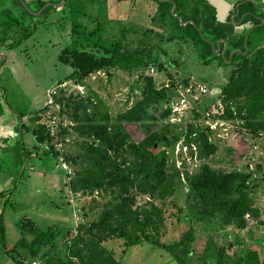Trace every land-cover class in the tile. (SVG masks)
<instances>
[{"label": "trees", "instance_id": "16d2710c", "mask_svg": "<svg viewBox=\"0 0 264 264\" xmlns=\"http://www.w3.org/2000/svg\"><path fill=\"white\" fill-rule=\"evenodd\" d=\"M21 1L30 6V0H14L11 3L14 8L1 10L4 14L0 16V47L4 50L20 45L34 29L35 23L28 24L29 20L24 18L28 11ZM104 1L64 0L60 5H44L53 0L33 1L36 9L41 7L42 18L59 9L62 14L59 19L71 22L70 42L57 57L71 70L48 90L43 105L30 111L29 116L16 115L15 131L20 138L16 145L21 148L18 162L29 157L31 172L36 159L47 157L52 161V171L59 175L60 190L89 200L79 204L80 219L75 222L41 227L24 216L16 222L18 239L9 244L3 213L9 191L1 190L0 253L13 264H121L115 252L104 244L118 238L122 240L124 253L129 247L148 244L160 257H165L164 264H264V239L253 238L254 246L243 237H234L233 242L226 238L229 230L233 236L238 235L251 220L263 224L264 221L258 220L260 206L256 203V192L264 186V162L228 170L209 161L224 142L218 131L222 132L225 125L233 126L231 130L238 136L242 133L251 138L264 136V25L256 26L247 35L245 47L247 33L234 34L228 28L229 22L217 21L213 8L207 11L198 5L195 17L179 12L181 22L193 21L181 25L178 17L170 15V9L173 3L175 10L181 6L190 9L188 4L152 0L158 16L154 18L162 32L145 42L143 34H135L136 26L131 22L135 20V10L144 11L136 4L138 0H113L115 6L110 17L89 12V7L96 2L102 5ZM120 3L124 4L122 16H119V8L123 7ZM11 10H17L19 15L11 17ZM166 15L167 20L175 21V27L166 24ZM164 27L168 29L165 33ZM148 29L140 26L137 30L145 34ZM173 37L192 44L185 57L195 53L203 64L215 59L218 66L228 70L212 100L203 102L201 109H184L180 131L179 123L172 120L179 115L173 110L182 96L179 89L189 88V94H194L200 86L208 84L190 85L191 74L181 75L180 60L162 45L164 39ZM154 38L158 41L153 42ZM221 38L226 40L223 53L222 42L219 51H215ZM101 71L107 81L118 71L132 80L116 111L88 84ZM64 82L67 85L59 87ZM80 86L82 90L78 89ZM205 94L208 97L209 90ZM49 97L52 103L47 102ZM2 105L0 96V115L5 109ZM44 113L47 120L43 119ZM23 131L32 137L30 148L24 144ZM233 132L230 131L226 142L232 140ZM71 142L74 149L69 148ZM177 143L180 150L175 155ZM183 147L199 162L194 171L186 166ZM177 157L181 160L180 167L176 166ZM23 172L21 169L18 176L15 173V180L30 179V173ZM180 187L184 190L183 200L177 204L173 195ZM52 203L58 206L56 200ZM168 203L174 208L170 214L180 223L186 221V226L178 238L164 241ZM69 207L71 204L68 206L71 210ZM200 222L206 225L203 238L196 232V224ZM247 232L250 235L248 229ZM217 241L224 243L217 245Z\"/></svg>", "mask_w": 264, "mask_h": 264}, {"label": "rangeland", "instance_id": "374dc122", "mask_svg": "<svg viewBox=\"0 0 264 264\" xmlns=\"http://www.w3.org/2000/svg\"><path fill=\"white\" fill-rule=\"evenodd\" d=\"M13 1L14 0H0V11L3 10L2 8L4 7L14 8L11 4ZM33 1L30 0L31 3L28 1L29 7L21 1V4L28 11V13L24 15V18L29 20L26 22H28V24H30L31 21L35 23L34 29L30 33L31 35L12 50H4V47H0V96L4 103L2 107L3 109L5 108L4 110L6 111H4L5 114L0 115V134L5 129H11L12 131V123H16V115L18 116L19 113H24L26 116L30 111H35V109L43 105L48 90L56 84L55 82L63 79L71 70L68 65L60 63L57 59L60 50L70 42L71 22L69 19H59L62 15L59 9H53L50 11L49 15L47 14L46 18H42L41 16L43 15H40L41 7L36 9L35 5H33ZM67 1L73 2L75 0ZM60 2L61 0H53V2H46L44 5L49 3L57 5ZM112 4L113 1L108 0V2L104 3V6L106 7L107 5L108 8H110ZM118 5H121L120 7L124 6L123 3ZM125 9L127 12V6H125ZM172 9L173 5L170 9V15L175 16L176 13L172 11ZM17 10H11L13 12L10 16L17 17L19 15ZM119 11L121 14L119 16H122V9L119 8ZM89 12L93 15H104L107 9L104 8L101 3L96 2L92 7H89ZM3 14L4 11H1L0 16ZM28 14L30 18L27 16ZM138 14L140 18L137 21L132 20L131 22L135 21L136 23L142 24L140 26L143 28L149 29L144 34L142 30H137L140 26H136L134 28V30L137 31L135 34H143L141 38L142 41L145 42H147L146 40L149 37H153L154 34L158 37L162 29L161 26H158L156 18L158 16L155 15V12L150 19L148 15L143 16L142 13ZM154 16L156 17L154 18ZM130 17L133 18L132 16ZM167 17L168 15H166L165 20H167ZM177 17L179 24L184 25L186 21L181 22L179 19L180 16ZM136 18L138 17L136 16ZM166 24L173 26L175 21L168 19ZM262 25H264V23ZM129 27L130 25H128L127 28L129 29ZM175 33L178 34L179 32L175 30ZM207 35L211 36L210 34ZM131 37L134 38L135 35L133 36V34H131ZM165 40L166 39L163 40L162 45L169 51L170 55L174 58H179L181 55L183 56V58L180 59V68H178L181 75L187 76L191 74L192 81L190 80V85H192L193 82H198L197 84H202L199 82H204L208 84L206 88L209 90L208 97L206 96L207 94H205L204 98L202 95L199 100H193V95L191 96V94H189V88H186L187 90L179 89L180 95L182 94L184 101H182L177 108L179 115L172 118V120L179 123L177 130L180 131L183 126L184 109L191 110L192 107L201 109L203 102L212 100L216 91L220 89L226 80L228 70L226 71L223 65L218 66V60L215 59L210 63L203 64L195 56V53L185 57L187 51L191 49L190 46L192 44L187 43L184 39L173 37L167 41ZM154 41L158 40L154 38ZM231 52L229 54H231ZM222 53L221 55H223ZM131 81V79L129 80V76L118 71L108 81L106 80V76H103L102 73L94 75L88 80V84L111 105L114 111H116L121 107ZM197 92L199 91L197 90ZM6 106H9L10 109ZM49 110H52V108ZM12 114H14V118ZM44 114L45 116L43 119L47 120L46 113ZM232 127L231 125H225L222 132H220V130L218 131V134L224 138V142L219 145V151L209 160L210 163L215 167H222L230 170L233 168L243 169L247 163H249L248 168H250L253 167L254 163L257 161L264 162V136L251 138L244 133L238 136L231 130ZM229 130L234 134L231 136L232 140L226 142V139L230 137ZM9 134L11 133H8L6 137L3 136L7 139H3L2 135H0V191H9V196L6 197V204L3 205L7 242L12 244L18 239L20 232L16 226V222L24 216L30 217L41 227L55 222H75L80 219L78 206L82 204V202L89 200V197H73L70 193L62 192L60 190L61 184L59 175L55 172L53 173L52 161L48 160L47 157H44L42 160L36 159L34 161L33 165L35 169L31 172L30 179L18 178L15 180V173L19 174L21 169L24 171V175L30 172L28 165L31 159L25 156L23 160L21 156V161L18 162L17 156L19 152H21V148L17 147L16 140H18L19 136L13 139L8 136ZM21 135L24 139L25 146L30 148L33 144L30 133L23 131ZM242 136L244 137L241 138ZM72 143L73 142L70 143L69 148ZM177 146L178 144H176V149H178L176 153H178L180 149V146ZM71 149H74L73 146ZM177 160H179L178 157ZM196 165V161L191 163L193 169H196ZM183 191L182 187H180L173 195L175 196V198L173 197L174 200H177V204L181 203L183 200V197H181ZM256 193V203L260 206L258 220L264 221V186H260ZM52 200L58 202L57 207L53 205ZM70 204L71 207H69V209L71 208V210H68ZM168 204V210L165 211L166 226L162 235L164 241H168L170 238H178L186 226V221L180 223L175 219V215L170 214V212L174 211V208L170 206V203ZM66 209L69 212L65 213L64 211ZM97 209L98 208L95 210ZM196 225L198 236L203 238L206 231L205 223L203 225L200 222ZM198 236L197 240H200ZM249 236H251L252 239H250ZM234 237H243L247 242L251 240L255 246L256 243L254 239H264V222L258 225L251 220L250 224L245 229H242L238 235L234 236L232 231L229 230V236L226 237L227 240L233 242ZM199 243H201V241H199ZM221 243L224 242L217 241V245ZM104 244L115 252L121 264L165 263V257H160L159 252L156 251L155 248H150L148 244L129 247L125 253L123 251L124 245L121 239H109L105 241ZM0 264L13 263L8 260L4 254L0 253Z\"/></svg>", "mask_w": 264, "mask_h": 264}, {"label": "crops", "instance_id": "0c3cea01", "mask_svg": "<svg viewBox=\"0 0 264 264\" xmlns=\"http://www.w3.org/2000/svg\"><path fill=\"white\" fill-rule=\"evenodd\" d=\"M102 1H104V0H102ZM174 1L175 0H172V2H174ZM176 1L179 3H182V4H188L190 9H186L183 6H181L180 8L175 10L176 4L173 3V5H175V8H174V12H176L175 17L180 16L178 14L179 12H181L183 15H185L187 13L188 14L191 13V15L195 17L194 14L196 12H198V10H199L197 8L198 5L203 10L207 9V11H211L214 9V13H215L217 21L221 22V23L229 22V24H227L228 28H231V30L233 31L234 34H242V33L246 32L247 33L246 35H248L250 32H252V30L256 26H259V25L261 26L264 23V0H176ZM106 2H108V0ZM104 3H105V1L103 2L102 6L107 9V12L103 16H109L110 17L112 15L111 10H114L113 6H115V5L114 4H112L111 6L109 5L110 8H108L107 5H106V7L104 6ZM136 4L139 7L143 8V10H144V11H142L143 16L148 15L149 19L152 17V15L154 14L155 9H156V4L152 0H138V2ZM123 10H124V6L122 7V12H123ZM135 11L136 12H134L133 17L137 21L140 18V16L138 14V10H135ZM114 14H115V12H114ZM136 16L138 18H136ZM190 21L193 22L190 19V20H187L184 25H186ZM134 25L137 26L140 24L136 23L134 21ZM158 25H159V23H158ZM112 27H114L113 24H112ZM164 30L167 31L166 27L164 28ZM165 31H163V32L165 33ZM222 39L223 38H221L217 41V43H216L217 46L220 45V42H222ZM223 40H225V39H223ZM153 42H157V41H153ZM186 42L189 43L188 41H186ZM182 58H183V56L181 55V57H179L178 59L180 60ZM5 112H3V114H5ZM12 116L14 118V114H12ZM16 124H17V121L15 124L12 123V127H13L12 131H11V129H9V130L5 129L2 131V133L0 135H2V137L3 136L6 137L8 133H11L8 136L12 137L13 139L18 137L19 135L15 131ZM5 137H3V139H5ZM31 172H29V173L31 174Z\"/></svg>", "mask_w": 264, "mask_h": 264}, {"label": "built area", "instance_id": "2783aa9c", "mask_svg": "<svg viewBox=\"0 0 264 264\" xmlns=\"http://www.w3.org/2000/svg\"><path fill=\"white\" fill-rule=\"evenodd\" d=\"M66 85V82H64V83H61L60 85H59V87H63V86H65ZM79 89L80 90H82L83 89V87H79ZM187 90V89H186ZM198 91L199 92H196V93H194V94H191V96L193 95V100H199L200 99V96L201 95H204L205 93H206V91H207V88L205 87V86H200L199 87V89H198ZM186 92V91H185ZM182 101H184V99H183V97L181 96V99H180V101H179V104L177 105V106H175L174 108H173V110H176L177 111V108H178V106L181 104V102ZM47 102L48 103H52V98H48L47 99ZM192 102H195V101H192ZM52 122H54V120H52ZM178 144V143H177ZM58 146H60V144H58ZM177 147H179V144H178V146ZM178 149H176V145H175V147H174V153H175V155H177L176 154V151H177ZM180 150V149H179ZM182 151L184 152L183 154H184V157H186V166H187V168H188V170H191V163L192 162H194V161H197V159H196V157L193 155V156H191L190 154H188L187 153V147H183L182 148ZM176 166L177 167H180L181 166V160H180V158H179V160H177L176 159ZM62 167L64 168V169H67V170H69L70 171V169L68 168V166L65 164V163H62ZM182 175V174H181Z\"/></svg>", "mask_w": 264, "mask_h": 264}, {"label": "water", "instance_id": "95a60500", "mask_svg": "<svg viewBox=\"0 0 264 264\" xmlns=\"http://www.w3.org/2000/svg\"><path fill=\"white\" fill-rule=\"evenodd\" d=\"M62 2H63V0H61V2L59 4H62ZM174 8H175V5H173V10L172 11H174ZM179 19L181 20V17H179ZM246 39H247V35L245 36V40H244V46L245 47L247 46L246 45ZM222 42L224 43L222 50H224L226 48V41L222 39ZM219 49H220V47L218 45V47H217V49L215 51L218 52ZM232 54H233V51L231 52V54L229 55V57H231ZM228 61H229V59H228Z\"/></svg>", "mask_w": 264, "mask_h": 264}, {"label": "clouds", "instance_id": "9594fccd", "mask_svg": "<svg viewBox=\"0 0 264 264\" xmlns=\"http://www.w3.org/2000/svg\"><path fill=\"white\" fill-rule=\"evenodd\" d=\"M101 73H102L103 76H104V72H103V71H101V72H99V73H96L95 75H97V74L99 75V74H101ZM93 76H94V75H93ZM66 85H67V83H66ZM66 85H65V86H66ZM80 87H82V86H80ZM78 89H79V87H78ZM79 90H80V89H79ZM196 163H197V165L199 164L198 161H196ZM186 165H187V164H186ZM197 165H196V166H197ZM196 168H197V167H196ZM192 170L194 171L195 169H193V168L191 167V171H192Z\"/></svg>", "mask_w": 264, "mask_h": 264}]
</instances>
